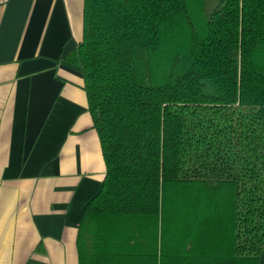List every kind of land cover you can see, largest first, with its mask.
Returning <instances> with one entry per match:
<instances>
[{"label":"trees","instance_id":"1","mask_svg":"<svg viewBox=\"0 0 264 264\" xmlns=\"http://www.w3.org/2000/svg\"><path fill=\"white\" fill-rule=\"evenodd\" d=\"M65 60L105 165L78 264H258L264 0H83Z\"/></svg>","mask_w":264,"mask_h":264},{"label":"crops","instance_id":"2","mask_svg":"<svg viewBox=\"0 0 264 264\" xmlns=\"http://www.w3.org/2000/svg\"><path fill=\"white\" fill-rule=\"evenodd\" d=\"M82 8L0 0V264H78V227L105 175L81 71L65 60Z\"/></svg>","mask_w":264,"mask_h":264}]
</instances>
